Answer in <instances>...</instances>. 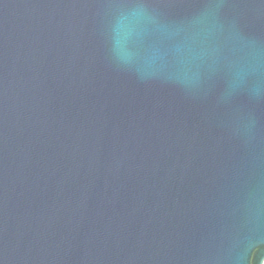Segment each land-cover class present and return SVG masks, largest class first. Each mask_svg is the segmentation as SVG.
<instances>
[{
  "label": "water",
  "instance_id": "obj_1",
  "mask_svg": "<svg viewBox=\"0 0 264 264\" xmlns=\"http://www.w3.org/2000/svg\"><path fill=\"white\" fill-rule=\"evenodd\" d=\"M264 0H0V264H263Z\"/></svg>",
  "mask_w": 264,
  "mask_h": 264
},
{
  "label": "built area",
  "instance_id": "obj_2",
  "mask_svg": "<svg viewBox=\"0 0 264 264\" xmlns=\"http://www.w3.org/2000/svg\"><path fill=\"white\" fill-rule=\"evenodd\" d=\"M264 264V263H263Z\"/></svg>",
  "mask_w": 264,
  "mask_h": 264
}]
</instances>
